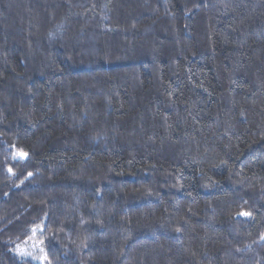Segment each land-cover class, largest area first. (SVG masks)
<instances>
[{
	"label": "trees",
	"instance_id": "trees-1",
	"mask_svg": "<svg viewBox=\"0 0 264 264\" xmlns=\"http://www.w3.org/2000/svg\"><path fill=\"white\" fill-rule=\"evenodd\" d=\"M27 240L264 264V0H0V264Z\"/></svg>",
	"mask_w": 264,
	"mask_h": 264
},
{
	"label": "rangeland",
	"instance_id": "rangeland-1",
	"mask_svg": "<svg viewBox=\"0 0 264 264\" xmlns=\"http://www.w3.org/2000/svg\"><path fill=\"white\" fill-rule=\"evenodd\" d=\"M15 250L21 256L31 257L37 264H47L44 246L37 240L16 244Z\"/></svg>",
	"mask_w": 264,
	"mask_h": 264
},
{
	"label": "snow or ice",
	"instance_id": "snow-or-ice-1",
	"mask_svg": "<svg viewBox=\"0 0 264 264\" xmlns=\"http://www.w3.org/2000/svg\"><path fill=\"white\" fill-rule=\"evenodd\" d=\"M18 155H19L21 158H26V156H27V154L24 153L23 151H20V152L18 153ZM9 171H11V169H9ZM243 215H250V214H249V213H243ZM33 231L35 232V229H34ZM41 243H43V242H41Z\"/></svg>",
	"mask_w": 264,
	"mask_h": 264
}]
</instances>
